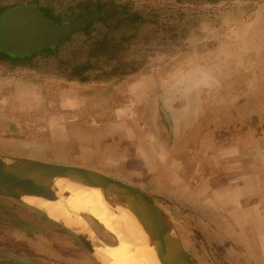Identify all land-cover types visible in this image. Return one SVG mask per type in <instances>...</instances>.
<instances>
[{"label":"rangeland","instance_id":"rangeland-1","mask_svg":"<svg viewBox=\"0 0 264 264\" xmlns=\"http://www.w3.org/2000/svg\"><path fill=\"white\" fill-rule=\"evenodd\" d=\"M30 1L60 22L84 14L83 0L0 5ZM101 1L55 49L0 58V152L138 186L197 264H264V0ZM45 213L0 195V264H99ZM82 213L104 246L119 244ZM41 237L55 256L31 244Z\"/></svg>","mask_w":264,"mask_h":264},{"label":"water","instance_id":"water-1","mask_svg":"<svg viewBox=\"0 0 264 264\" xmlns=\"http://www.w3.org/2000/svg\"><path fill=\"white\" fill-rule=\"evenodd\" d=\"M97 16L98 12H95L57 22L46 16L37 4L30 3L13 8L0 20V37L6 41L5 46L8 48L18 51L38 50L53 46L60 37ZM57 178L96 187L112 208L121 206L129 209L146 233L148 243L153 245L160 264H197L184 247L172 219L138 186L81 165L0 152V195L17 198L35 195L50 199L68 195V189L58 191L55 185ZM80 215L86 219L82 211ZM68 228L99 264H103L94 254V248L108 242L101 240L97 234L90 236L87 231Z\"/></svg>","mask_w":264,"mask_h":264},{"label":"bare ground","instance_id":"bare-ground-1","mask_svg":"<svg viewBox=\"0 0 264 264\" xmlns=\"http://www.w3.org/2000/svg\"><path fill=\"white\" fill-rule=\"evenodd\" d=\"M55 185L58 191L68 189L70 193L57 199L35 195L22 197L55 220L63 221L74 230L87 231L90 236H93L91 229L80 223L84 220L80 211L92 216L95 214L120 239L116 246H95L94 254L103 264H160L153 245L148 243L146 233L129 209L121 206L112 208L96 187H86L64 178H57Z\"/></svg>","mask_w":264,"mask_h":264},{"label":"flooded vegetation","instance_id":"flooded-vegetation-1","mask_svg":"<svg viewBox=\"0 0 264 264\" xmlns=\"http://www.w3.org/2000/svg\"><path fill=\"white\" fill-rule=\"evenodd\" d=\"M30 3H35L38 5V7L41 9V6L39 5V3L37 1H30V2H25V3H19V4H11V5H7V6H1L2 10L0 9V20L4 19L6 17V15L9 13L10 10H12L13 8L17 7V6H21V5H26V4H30ZM42 10V9H41ZM43 11V10H42ZM44 12V11H43ZM98 12V11H97ZM45 13V12H44ZM46 15V14H45ZM47 16V15H46ZM79 16V15H78ZM99 12H98V16L96 18L91 19L88 23L90 24L92 20L97 19L99 17ZM49 17V16H48ZM77 17V16H76ZM51 18V17H50ZM88 23L84 24L87 25ZM79 26L75 29H73L72 31H70L69 33H67L66 35L68 36L70 33H72L73 31H75L78 28L83 29V26ZM86 30V29H85ZM88 30V29H87ZM64 35L62 37H60L58 39V41L53 45V46H46V47H42L41 49H36V50H32V51H18L12 48H8V46H5L6 41L0 37V58H9L11 60H24V59H28L33 57L34 55L38 54L39 52H44L45 50H53L57 47L58 42L63 39L66 38L67 36ZM47 47H51V49H44L43 48H47Z\"/></svg>","mask_w":264,"mask_h":264},{"label":"trees","instance_id":"trees-1","mask_svg":"<svg viewBox=\"0 0 264 264\" xmlns=\"http://www.w3.org/2000/svg\"><path fill=\"white\" fill-rule=\"evenodd\" d=\"M105 5H106V2L101 1V0H83V3L79 7L81 10L79 13L90 14V13H95L97 11L100 13L103 10V7H105ZM0 9L2 10L1 7H0ZM41 9L45 12V14L47 16L51 17L52 19H54L57 22H60V20L58 19L59 17H56L55 15L51 14L49 9H47L45 7H41ZM128 12H129V14H133L130 11H128ZM84 14H80V15H84ZM88 27H89V23L87 25H84L83 29L87 30ZM44 49H51V47L43 48V50Z\"/></svg>","mask_w":264,"mask_h":264},{"label":"crops","instance_id":"crops-1","mask_svg":"<svg viewBox=\"0 0 264 264\" xmlns=\"http://www.w3.org/2000/svg\"><path fill=\"white\" fill-rule=\"evenodd\" d=\"M46 214V213H45ZM47 215V214H46ZM47 217H49L48 215H47ZM49 219L50 220H52L53 222H56V223H59L57 220H55V219H53V218H51V217H49ZM34 241H31V244L32 243H40V248H39V253L40 254H42V255H48L49 254V256L50 255H53V256H55L56 255V250H58L57 249V246L56 245H54V244H52V242H50V243H45V242H43L44 241V239H43V237H41V238H34L33 239ZM54 241V240H53ZM116 246V245H115ZM30 248V247H29ZM31 261H33V259H31ZM11 263H13V262H15V263H13V264H20V263H16L17 261H10Z\"/></svg>","mask_w":264,"mask_h":264}]
</instances>
